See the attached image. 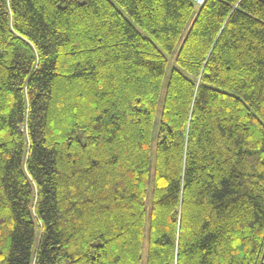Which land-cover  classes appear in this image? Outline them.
Here are the masks:
<instances>
[{"label": "trees", "instance_id": "1", "mask_svg": "<svg viewBox=\"0 0 264 264\" xmlns=\"http://www.w3.org/2000/svg\"><path fill=\"white\" fill-rule=\"evenodd\" d=\"M0 264H264V0H0Z\"/></svg>", "mask_w": 264, "mask_h": 264}, {"label": "built area", "instance_id": "2", "mask_svg": "<svg viewBox=\"0 0 264 264\" xmlns=\"http://www.w3.org/2000/svg\"><path fill=\"white\" fill-rule=\"evenodd\" d=\"M198 6H201V5H203L205 2H206V0H193Z\"/></svg>", "mask_w": 264, "mask_h": 264}, {"label": "rangeland", "instance_id": "3", "mask_svg": "<svg viewBox=\"0 0 264 264\" xmlns=\"http://www.w3.org/2000/svg\"><path fill=\"white\" fill-rule=\"evenodd\" d=\"M154 135H155V138H154V142H153V146H154V148L156 147V140H157V129L155 130V133H154Z\"/></svg>", "mask_w": 264, "mask_h": 264}]
</instances>
